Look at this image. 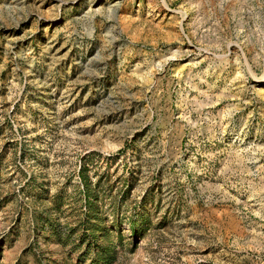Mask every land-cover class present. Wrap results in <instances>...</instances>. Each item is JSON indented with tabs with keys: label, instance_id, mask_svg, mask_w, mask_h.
Wrapping results in <instances>:
<instances>
[{
	"label": "rangeland",
	"instance_id": "1",
	"mask_svg": "<svg viewBox=\"0 0 264 264\" xmlns=\"http://www.w3.org/2000/svg\"><path fill=\"white\" fill-rule=\"evenodd\" d=\"M95 261L264 264V0H0V264Z\"/></svg>",
	"mask_w": 264,
	"mask_h": 264
},
{
	"label": "trees",
	"instance_id": "2",
	"mask_svg": "<svg viewBox=\"0 0 264 264\" xmlns=\"http://www.w3.org/2000/svg\"><path fill=\"white\" fill-rule=\"evenodd\" d=\"M88 199V198H87ZM100 254H103L104 255V259L106 260V261H111V259L113 258V252H112V250H111V248H109V249H107V248H102L101 250H100V252H97V255H100ZM95 263L96 264H98L99 263V261H95ZM16 264H20L19 262H17Z\"/></svg>",
	"mask_w": 264,
	"mask_h": 264
}]
</instances>
